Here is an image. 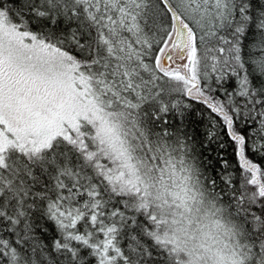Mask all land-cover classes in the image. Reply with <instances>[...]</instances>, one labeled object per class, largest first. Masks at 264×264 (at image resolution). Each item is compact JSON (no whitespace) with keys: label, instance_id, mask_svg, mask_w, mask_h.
<instances>
[{"label":"snow or ice","instance_id":"6c2138e0","mask_svg":"<svg viewBox=\"0 0 264 264\" xmlns=\"http://www.w3.org/2000/svg\"><path fill=\"white\" fill-rule=\"evenodd\" d=\"M258 161L264 0H0V264H264Z\"/></svg>","mask_w":264,"mask_h":264},{"label":"trees","instance_id":"16d2710c","mask_svg":"<svg viewBox=\"0 0 264 264\" xmlns=\"http://www.w3.org/2000/svg\"><path fill=\"white\" fill-rule=\"evenodd\" d=\"M196 107H197V109H199L200 106L197 105ZM206 117H207V113H205V119L198 120V118L195 116V113H194L193 114V118H192L193 119V127L195 128V130L198 133L201 134V138H203L202 134L205 131V128L207 126V118ZM221 139H222V142L225 145L223 149H220L218 147V145H216V144L212 145V148L214 149L212 151V155H211V158H212L213 162L216 161L217 153L222 152L224 158L227 159L230 162V164H232L234 166H237V170L239 171V169H238V158L233 153L232 145L227 140V137H222ZM253 160H256V158L253 157ZM258 162L261 163V164H264V161H258Z\"/></svg>","mask_w":264,"mask_h":264}]
</instances>
